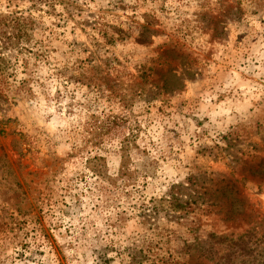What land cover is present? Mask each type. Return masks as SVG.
<instances>
[{
    "label": "rangeland",
    "instance_id": "374dc122",
    "mask_svg": "<svg viewBox=\"0 0 264 264\" xmlns=\"http://www.w3.org/2000/svg\"><path fill=\"white\" fill-rule=\"evenodd\" d=\"M0 264H264V0H0Z\"/></svg>",
    "mask_w": 264,
    "mask_h": 264
},
{
    "label": "trees",
    "instance_id": "16d2710c",
    "mask_svg": "<svg viewBox=\"0 0 264 264\" xmlns=\"http://www.w3.org/2000/svg\"><path fill=\"white\" fill-rule=\"evenodd\" d=\"M210 236H211V237H212V236H214V237H215L216 235H214V234H211ZM204 252H205V251H204Z\"/></svg>",
    "mask_w": 264,
    "mask_h": 264
}]
</instances>
